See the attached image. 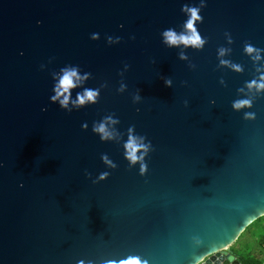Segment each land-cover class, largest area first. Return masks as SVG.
Listing matches in <instances>:
<instances>
[{"label": "water", "instance_id": "obj_1", "mask_svg": "<svg viewBox=\"0 0 264 264\" xmlns=\"http://www.w3.org/2000/svg\"><path fill=\"white\" fill-rule=\"evenodd\" d=\"M185 5L200 50L163 41ZM65 67L89 76L71 99L95 104L52 102ZM261 74L264 0H0V264H241L232 247L264 217Z\"/></svg>", "mask_w": 264, "mask_h": 264}, {"label": "clouds", "instance_id": "obj_2", "mask_svg": "<svg viewBox=\"0 0 264 264\" xmlns=\"http://www.w3.org/2000/svg\"><path fill=\"white\" fill-rule=\"evenodd\" d=\"M203 7V4L201 5ZM184 14L188 17L184 23V31L177 33L174 29H166L162 33L164 43L172 47H184V48H193L200 50L204 47L205 41L199 34L196 24L202 21V16L200 15V7L188 6L185 5L182 8ZM91 39L98 40L99 34L93 33ZM109 43H112L111 38H109ZM245 51L250 55L254 60H261V52L258 49H255L251 45L245 46ZM225 53L224 49L220 50V55L223 56ZM181 60L187 59V57L181 53ZM223 63V61H222ZM239 71V68H236ZM89 78L88 74L85 73L83 76L80 74V70L77 67H65L60 70V72L55 73L53 76V92L54 95L51 97L53 103H58L62 109L71 111L69 105L75 107H83L88 104H95L99 98L98 90L86 89L83 94H78L77 99L73 101L71 99V92L77 87L81 86ZM166 87H171L172 82L170 79H165L164 81ZM247 88L250 92H253L257 95L264 94V74H261L258 80H254L247 85ZM123 86L121 91H123ZM139 100V96L136 97ZM251 100H242L234 103L233 107L235 110L239 111L244 108H250ZM247 118H251L250 116ZM118 121L112 119L111 117L106 118V120L100 124L94 125L93 132L100 135L101 140L108 141L114 139V133L109 128L108 125H114ZM87 127L86 125L84 126ZM150 145L144 142L143 137H136L131 134L129 141L126 144V159L130 162L131 165L135 166L137 163L141 164V172L144 173L146 165L143 163L145 156L148 154ZM105 159H107L105 157ZM2 166V165H0ZM100 180H106L107 174H101L99 177ZM261 230L264 231V219L261 220ZM130 264H138L137 261H131Z\"/></svg>", "mask_w": 264, "mask_h": 264}, {"label": "crops", "instance_id": "obj_3", "mask_svg": "<svg viewBox=\"0 0 264 264\" xmlns=\"http://www.w3.org/2000/svg\"><path fill=\"white\" fill-rule=\"evenodd\" d=\"M258 226H259V229H261L260 223L258 224ZM246 233H248V236L250 237L251 241L254 244V249L252 251L253 255H249L250 258L255 259L262 263L263 258H264V231L261 230L260 232H254L252 231V229L247 228V230L243 234H246ZM243 246H244L243 243L242 244L239 243L235 247L233 245L232 249L237 252H243L245 251Z\"/></svg>", "mask_w": 264, "mask_h": 264}, {"label": "rangeland", "instance_id": "obj_4", "mask_svg": "<svg viewBox=\"0 0 264 264\" xmlns=\"http://www.w3.org/2000/svg\"><path fill=\"white\" fill-rule=\"evenodd\" d=\"M262 219H264V218H262ZM248 229H252V231H254V232H260L261 231V229H259V226L255 225V224L250 226V227H248ZM239 243L240 244H242V243L244 244L243 247H244L245 251H243L244 252L243 254H245V255H253L252 251L254 249V244L251 241L250 237L248 236V233L242 234V236L239 238L238 242L236 244H234V247L237 246Z\"/></svg>", "mask_w": 264, "mask_h": 264}, {"label": "trees", "instance_id": "obj_5", "mask_svg": "<svg viewBox=\"0 0 264 264\" xmlns=\"http://www.w3.org/2000/svg\"><path fill=\"white\" fill-rule=\"evenodd\" d=\"M264 218V217H263ZM262 218L257 220L255 223H253L252 225H258L260 222H261ZM251 225V226H252ZM233 250V249H232ZM233 252L238 256L241 264H261V262L255 260V259H252L250 258L249 255H245L243 254L244 252H237V251H234Z\"/></svg>", "mask_w": 264, "mask_h": 264}, {"label": "built area", "instance_id": "obj_6", "mask_svg": "<svg viewBox=\"0 0 264 264\" xmlns=\"http://www.w3.org/2000/svg\"><path fill=\"white\" fill-rule=\"evenodd\" d=\"M262 262H264V258H263V261ZM262 264V263H261Z\"/></svg>", "mask_w": 264, "mask_h": 264}, {"label": "snow or ice", "instance_id": "obj_7", "mask_svg": "<svg viewBox=\"0 0 264 264\" xmlns=\"http://www.w3.org/2000/svg\"><path fill=\"white\" fill-rule=\"evenodd\" d=\"M262 264H264V262H262Z\"/></svg>", "mask_w": 264, "mask_h": 264}]
</instances>
